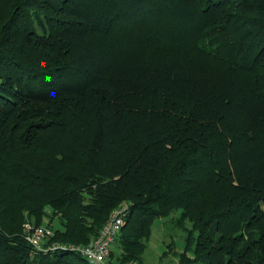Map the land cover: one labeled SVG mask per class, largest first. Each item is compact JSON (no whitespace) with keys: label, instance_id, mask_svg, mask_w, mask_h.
I'll list each match as a JSON object with an SVG mask.
<instances>
[{"label":"trees","instance_id":"obj_1","mask_svg":"<svg viewBox=\"0 0 264 264\" xmlns=\"http://www.w3.org/2000/svg\"><path fill=\"white\" fill-rule=\"evenodd\" d=\"M123 202L110 264L174 211L176 264H264V0H0V264H95L23 224L88 244Z\"/></svg>","mask_w":264,"mask_h":264},{"label":"built area","instance_id":"obj_2","mask_svg":"<svg viewBox=\"0 0 264 264\" xmlns=\"http://www.w3.org/2000/svg\"><path fill=\"white\" fill-rule=\"evenodd\" d=\"M130 211V204L123 202L111 213L105 224L102 226L99 235L88 244H66L51 242L47 243L51 230L45 225H34L25 222L24 237L38 251H70L77 252L95 264H110L108 262L110 250L114 241L123 226Z\"/></svg>","mask_w":264,"mask_h":264},{"label":"rangeland","instance_id":"obj_3","mask_svg":"<svg viewBox=\"0 0 264 264\" xmlns=\"http://www.w3.org/2000/svg\"><path fill=\"white\" fill-rule=\"evenodd\" d=\"M47 212H50L49 209H47ZM50 214H52V212ZM50 214L48 213V215L43 218L44 223L49 222ZM178 215V211H174L170 217L155 220L153 233L148 241V247L141 264H176L177 255L175 252L181 250L185 237V231L174 223ZM54 223L57 224L56 220L52 221L53 228H55ZM187 226H189L188 223ZM47 228L52 232L50 227L47 226ZM115 256L118 255L116 254ZM125 264L136 263L129 262Z\"/></svg>","mask_w":264,"mask_h":264},{"label":"crops","instance_id":"obj_4","mask_svg":"<svg viewBox=\"0 0 264 264\" xmlns=\"http://www.w3.org/2000/svg\"><path fill=\"white\" fill-rule=\"evenodd\" d=\"M159 219V218H158ZM155 223V222H154Z\"/></svg>","mask_w":264,"mask_h":264}]
</instances>
